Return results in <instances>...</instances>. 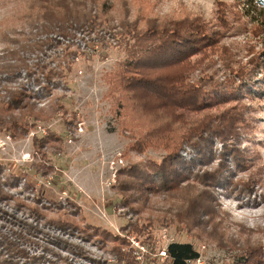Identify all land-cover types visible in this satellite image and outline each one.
Instances as JSON below:
<instances>
[{
  "label": "rangeland",
  "instance_id": "rangeland-1",
  "mask_svg": "<svg viewBox=\"0 0 264 264\" xmlns=\"http://www.w3.org/2000/svg\"><path fill=\"white\" fill-rule=\"evenodd\" d=\"M257 1L0 0V183L8 194L0 208L11 220L2 230L27 236L28 255L56 264H169L159 252L172 242L194 244L205 264H240L245 251L248 264L264 263V6ZM165 20L210 34L189 58L195 66L186 83L205 80L226 94L191 118L234 107L239 135L225 143L213 137V153L178 181H145L154 191L138 184L144 195L135 202L123 192L130 167L160 162L166 150L163 141L143 152L130 147L149 117L106 76L127 57L125 28L160 32ZM91 22L105 29L91 30ZM183 147V156L196 155ZM223 154L237 165L222 162L219 173Z\"/></svg>",
  "mask_w": 264,
  "mask_h": 264
},
{
  "label": "trees",
  "instance_id": "trees-1",
  "mask_svg": "<svg viewBox=\"0 0 264 264\" xmlns=\"http://www.w3.org/2000/svg\"><path fill=\"white\" fill-rule=\"evenodd\" d=\"M258 1L264 6V0ZM258 1L256 3H259ZM262 23L264 25V22ZM104 27L105 25L91 22L88 28L99 31L102 28L105 29ZM163 27L160 32L157 29L140 31L133 27L125 28L122 33L126 39L131 41L129 43L130 48L127 46L128 50H125L127 57L125 61L121 62L120 67L113 72L114 74L106 76V81L111 84L112 89L118 87L121 88V91H125L134 102L136 109L149 117L145 132L140 134L130 147L143 152L145 148L163 141L166 150V155L160 162H153L145 168H138L139 165L130 167L134 172L133 174L129 172L130 180L126 184V191L123 190V192L127 195V200L133 199L132 201L135 202L139 200L137 197L144 195V192L139 190L138 184L146 185L145 181L153 183L157 179L160 187L173 180L178 181L181 179L180 171L190 169L196 160H205L210 153H213V137H220L225 143L228 141L226 140L227 137L235 138L239 135L238 132H232L237 128L239 121L238 112L234 107L222 112V114L207 115L206 113L202 115V123L197 122L198 120L191 118L190 115L204 113L208 109V105H213L220 98L226 97V94L221 96L218 90L213 88L214 85L210 82L205 83V80L196 82V85L186 83L189 71L192 72L195 66L189 62V58L199 53V46L207 39V36L210 38V34L207 31H201L202 27L200 26L189 30L182 21L165 20ZM58 29L62 34L68 33L66 27L59 26ZM202 36L204 38H200ZM199 41L201 43L196 44ZM125 42L128 43L127 40ZM187 70L188 72H186ZM233 75H235L234 72ZM262 80L264 85V79ZM222 87V89H228L227 86ZM226 127L230 131L228 136L222 131ZM130 133L134 135L137 131H130ZM209 141L211 143L208 144ZM183 146H189L196 155L193 158L183 156ZM228 159V162L225 161L224 154L220 158L219 173L222 169L229 168L230 163H234V167H236V157L232 156ZM222 162H227L226 167L223 166ZM242 165L245 166V162H242ZM231 184L230 180L227 185L223 184L224 188L220 189H227ZM2 185L0 183V203L8 199V194ZM146 188L152 191L155 189L152 184H147ZM8 216L0 208V264H46L47 262L48 264H56L51 260L46 261V257L28 255L27 248L34 245L25 244L27 236L21 237L16 233L11 234L7 231L8 228L4 232L2 224L11 223ZM55 223L62 228L76 229V225L70 221L57 220ZM29 227L32 228L30 224ZM33 230H26L27 235L34 233L35 230ZM55 244L60 245L59 243ZM63 246L67 250L72 248V245L66 243ZM166 247L168 255L166 259L169 264H188L190 260L201 256V252L192 243L172 242ZM249 259L250 252L245 251L244 255L237 258L235 262L248 264ZM257 264L264 263L259 261Z\"/></svg>",
  "mask_w": 264,
  "mask_h": 264
},
{
  "label": "built area",
  "instance_id": "built-area-1",
  "mask_svg": "<svg viewBox=\"0 0 264 264\" xmlns=\"http://www.w3.org/2000/svg\"><path fill=\"white\" fill-rule=\"evenodd\" d=\"M159 254L165 258H167V249L165 250H161L159 252ZM188 264H205V259L202 257V255L200 256V258L194 259V260H190L188 262Z\"/></svg>",
  "mask_w": 264,
  "mask_h": 264
}]
</instances>
